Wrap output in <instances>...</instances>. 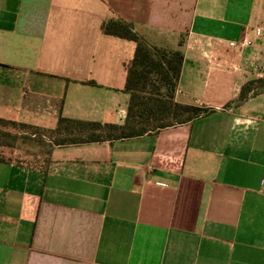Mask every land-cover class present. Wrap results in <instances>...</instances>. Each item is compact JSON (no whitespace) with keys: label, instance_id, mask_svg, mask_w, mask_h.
Here are the masks:
<instances>
[{"label":"crops","instance_id":"0c3cea01","mask_svg":"<svg viewBox=\"0 0 264 264\" xmlns=\"http://www.w3.org/2000/svg\"><path fill=\"white\" fill-rule=\"evenodd\" d=\"M119 19L183 54L174 101L211 112L108 137L136 51L102 30ZM0 133V264H264V0H0Z\"/></svg>","mask_w":264,"mask_h":264},{"label":"trees","instance_id":"16d2710c","mask_svg":"<svg viewBox=\"0 0 264 264\" xmlns=\"http://www.w3.org/2000/svg\"><path fill=\"white\" fill-rule=\"evenodd\" d=\"M102 30L109 35L136 43L134 58L128 65V81L125 87V90L131 95L126 124L123 127H112L117 133L108 137L115 139L138 137L176 124L191 122L200 115L211 112L209 108H200L174 101V93L184 61L181 52L168 51L150 45L134 31L131 24L121 19L104 23ZM252 85L253 81L242 88L241 99L250 92L256 93ZM162 88H164V92ZM63 123L69 127H81L82 129L102 130L107 128L100 124H86L60 118L59 124ZM102 140V134L93 133L88 138L81 140L62 139L60 144ZM1 145L12 144L3 139L0 133Z\"/></svg>","mask_w":264,"mask_h":264},{"label":"built area","instance_id":"2783aa9c","mask_svg":"<svg viewBox=\"0 0 264 264\" xmlns=\"http://www.w3.org/2000/svg\"><path fill=\"white\" fill-rule=\"evenodd\" d=\"M240 43L243 45V46H250L251 45V41L247 38H244L240 41ZM263 186H264V182H263Z\"/></svg>","mask_w":264,"mask_h":264},{"label":"rangeland","instance_id":"374dc122","mask_svg":"<svg viewBox=\"0 0 264 264\" xmlns=\"http://www.w3.org/2000/svg\"><path fill=\"white\" fill-rule=\"evenodd\" d=\"M253 86V85H252ZM253 90H255V88L253 89ZM38 145V146H37ZM41 145H40V143L39 142H37V144H36V146H34V147H32L33 148V151H37V149H38V147H40ZM45 153V152H44ZM45 156V154H43V157ZM41 160H42V158H41ZM43 160H44V158H43ZM42 160V161H43Z\"/></svg>","mask_w":264,"mask_h":264}]
</instances>
